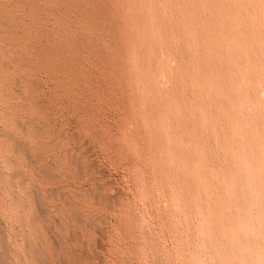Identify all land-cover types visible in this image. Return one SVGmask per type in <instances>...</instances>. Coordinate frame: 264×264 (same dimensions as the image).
Instances as JSON below:
<instances>
[{
	"label": "rangeland",
	"instance_id": "374dc122",
	"mask_svg": "<svg viewBox=\"0 0 264 264\" xmlns=\"http://www.w3.org/2000/svg\"><path fill=\"white\" fill-rule=\"evenodd\" d=\"M66 1L0 0V264H264V21L147 41L128 0Z\"/></svg>",
	"mask_w": 264,
	"mask_h": 264
},
{
	"label": "bare ground",
	"instance_id": "6f19581e",
	"mask_svg": "<svg viewBox=\"0 0 264 264\" xmlns=\"http://www.w3.org/2000/svg\"><path fill=\"white\" fill-rule=\"evenodd\" d=\"M48 1H50L51 2V0H48ZM56 1V0H55ZM58 1V0H57ZM63 1V0H62ZM64 1H66V0H64ZM70 1V0H69ZM74 1V0H73ZM77 1V0H76ZM97 1V0H96ZM66 2H68V1H66ZM99 2H101V1H99ZM119 2V1H118ZM53 3H55L56 4V2H54L53 1ZM52 3V5H54ZM72 3V2H71ZM92 3H93V1H92ZM95 3V2H94ZM122 3V2H121ZM263 3H264V0H128V2L126 3V4H124L125 5V7H126V9H128V11L130 12V14H131V16H132V18H133V23L132 22H130V24L132 23V26L138 31V33L140 34V35H142V36H146L147 37V41H149L150 40V38H151V35H152V37L154 36V40L155 39H157V34H159L160 35V33L158 32V31H153V27L154 26H157V25H162V18L160 17L161 16V13H167L172 19L171 20H173V30H177V29H179V28H181L182 26H183V24L184 23H189V24H192V25H194V23L196 24V22H198V24H200V25H202V31H201V33H202V35L204 36V38L207 40V41H209V42H213L214 43V45H216L217 47H218V45H217V38H218V36L221 34H223V35H225V37L226 38H229V37H231L232 36V34H233V32H234V30L235 29H237L238 27H242V25H247V26H252V27H254V24H257V22H261V23H263V21H264V12H263V9H264V6H263ZM30 4V3H29ZM34 4V3H33ZM70 4V3H69ZM73 4V3H72ZM100 4H102V3H100ZM99 4V5H100ZM123 4V3H122ZM63 5V4H62ZM61 5V6H62ZM67 5V4H66ZM98 5V6H99ZM116 5V4H115ZM29 6H31V5H29ZM39 6V5H38ZM37 6V7H38ZM65 6V4L63 5V7ZM71 6V5H70ZM92 6H94V5H92ZM91 6V7H92ZM120 6H122L121 4H120ZM25 7V6H24ZM27 7V6H26ZM33 7V6H32ZM36 7V6H35ZM36 7V8H37ZM41 7V6H40ZM58 7V6H57ZM66 7L67 6H65V9H66ZM73 7V6H72ZM101 7H103V6H101ZM100 7V9H102ZM30 8V7H29ZM29 8H27V9H29ZM41 8H43V7H41ZM54 8V7H53ZM68 8H71V7H68ZM93 8V7H92ZM24 9V8H23ZM39 9V8H38ZM64 9V10H65ZM74 9V8H73ZM76 9V8H75ZM262 9V10H261ZM35 10V9H34ZM33 10V11H34ZM41 10V9H40ZM52 10V9H51ZM86 10H88V9H86ZM122 10V9H121ZM25 11V10H24ZM23 10H22V12H20V13H23L24 12ZM27 11V10H26ZM53 11V10H52ZM67 11V10H66ZM71 11V10H70ZM103 11V10H102ZM127 11V12H128ZM0 12H1V10H0ZM32 12V11H31ZM30 12V13H31ZM36 12V11H35ZM38 12L39 11H37V14H38ZM46 12H47V10H46ZM68 12V11H67ZM96 12V11H95ZM101 12V11H100ZM122 12V11H121ZM124 12V11H123ZM262 12H263V15H262ZM3 13V12H2ZM15 13V12H14ZM33 13V12H32ZM41 13V12H40ZM40 13H39V15H40ZM45 13V12H44ZM50 13V12H49ZM49 13H48V15H49ZM55 13V12H54ZM63 13V12H62ZM72 13H73V11H72ZM5 14H7L6 12H5ZM33 14H35V13H33ZM46 14V13H45ZM56 14H58V13H56ZM63 14H65V13H63ZM62 14V15H63ZM104 14V13H103ZM31 15V14H30ZM43 15V14H42ZM55 15V14H54ZM87 15V14H86ZM3 16V15H2ZM5 16V15H4ZM11 16V15H10ZM36 16V15H35ZM34 16V17H35ZM56 16V15H55ZM61 15H59V17H60ZM69 16V15H68ZM102 16V15H101ZM100 16V17H101ZM168 16V17H169ZM21 17H22V14H21ZM38 17V16H37ZM56 17H58V16H56ZM57 18V19H60V18ZM65 17V16H64ZM99 17V16H98ZM123 17V16H122ZM129 17V16H128ZM1 18V17H0ZM12 18V17H11ZM31 18V17H30ZM43 19V21L46 19L45 17V19L43 18V16L42 17H40V19ZM55 18V17H54ZM67 18V17H66ZM69 18H72V17H69ZM89 18V17H88ZM92 18V17H91ZM91 18H90V21H91ZM96 18V17H95ZM103 18V17H102ZM1 19H4V17L3 18H1ZM31 19H34L33 17L31 18ZM65 19V18H64ZM64 19H62V20H64ZM93 19V18H92ZM106 19V18H105ZM120 19V18H119ZM130 19H131V17H130ZM170 19V18H169ZM6 20H8L7 18H6ZM22 20V19H21ZM30 20V19H29ZM36 20H37V18H36ZM66 20V19H65ZM72 20V19H71ZM70 20V22H73V21H71ZM95 20V19H94ZM102 20V19H101ZM107 20V19H106ZM112 20V19H111ZM132 20V19H131ZM130 20V21H131ZM9 21V20H8ZM8 21H5V22H8ZM12 21V20H11ZM14 21V20H13ZM58 21V20H57ZM120 21V20H119ZM10 22V21H9ZM16 23H19V22H17V21H15ZM39 22H41L40 20H39ZM62 22H64V21H62ZM94 22V21H93ZM97 22V21H96ZM95 22V23H96ZM12 23H14V22H12ZM60 24H61V22H59ZM74 23V22H73ZM107 23V22H106ZM0 24H4V23H0ZM21 24V23H20ZM20 24H18V25H20ZM41 24V23H40ZM60 24H59V26H60ZM66 24V23H65ZM68 24V23H67ZM171 24V23H170ZM23 25V24H22ZM69 25V24H68ZM72 25H74V24H72ZM96 25H98V24H96ZM106 25V24H105ZM6 26H8V25H6ZM6 26H5V28H6ZM12 26V25H11ZM25 26V25H24ZM23 26V27H24ZM76 26V25H75ZM75 26H72L73 28L75 27ZM165 26V25H164ZM168 26H170V25H168ZM246 26V28H247V30H248V27ZM259 26V25H258ZM257 26V27H258ZM261 26H264V24L263 25H261ZM2 27H4V26H2ZM14 27H16V26H14ZM20 27H21V25H20ZM57 27V26H56ZM55 27V28H56ZM67 27H69V26H67ZM71 27V28H72ZM105 27V26H104ZM123 27V26H122ZM189 27V26H188ZM199 27V26H198ZM5 28H2V29H4V30H6ZM9 28V27H8ZM13 28V27H12ZM19 28V27H18ZM17 28V29H18ZM27 28V27H26ZM61 28H62V26H61ZM61 28H60V30H61ZM63 28H65V27H63ZM76 28V27H75ZM133 28V30H135ZM155 28V27H154ZM164 28V27H163ZM193 28V27H192ZM245 28V27H244ZM15 29V28H14ZM20 29V28H19ZM188 29V28H187ZM240 29V28H239ZM239 29H238V31H239ZM11 30V29H10ZM29 30V29H28ZM39 30V29H38ZM37 30V31H38ZM63 30V29H62ZM65 30V29H64ZM70 30V29H69ZM68 30V31H69ZM73 30V29H72ZM132 30V29H131ZM155 30V29H154ZM191 30V29H190ZM245 30V29H244ZM264 30V29H263ZM12 31V30H11ZM20 31V30H19ZM18 31V32H19ZM22 31H23V29H22ZM24 31H25V29H24ZM27 31V30H26ZM30 31V30H29ZM76 31V30H75ZM74 31V32H75ZM171 31H172V28H171ZM260 31V30H259ZM262 31V30H261ZM261 31H260V33H261ZM6 32H8V31H6ZM15 32V31H14ZM43 32V31H42ZM61 32H63L64 33V31H61ZM71 32V31H70ZM73 32V31H72ZM71 32V33H72ZM134 32H136V31H134ZM173 32V31H172ZM245 32V31H244ZM249 32V31H248ZM247 32V33H248ZM254 32V31H253ZM252 32V33H253ZM264 32V31H263ZM12 33V32H11ZM16 33V32H15ZM29 33L30 32H28V35H29ZM70 33V34H71ZM78 33V32H77ZM131 33H133L132 31H131ZM174 33V32H173ZM246 33V34H247ZM250 33V32H249ZM258 33V32H257ZM257 33H256V35H257ZM7 34H9V35H11L10 34V32L9 33H7ZM6 34V35H7ZM18 34V33H17ZM20 34H22L23 35V33H21L20 32ZM61 34V36L62 35H64V34H62V33H60ZM67 34H68V32H67ZM67 34H65V35H67ZM73 34V33H72ZM251 34V33H250ZM13 35H16V34H14L13 33ZM12 35V36H13ZM28 35H25L26 37L28 36ZM43 35V34H42ZM138 35V34H137ZM139 35V36H140ZM167 35H170V34H167ZM172 35V34H171ZM174 35H175V33H174ZM189 35H190V32H189ZM242 35V34H241ZM255 35V34H254ZM3 36H5V34L3 35ZM19 36V35H18ZM21 36V35H20ZM32 36V35H31ZM68 36V35H67ZM72 36V35H71ZM199 36H200V34H199ZM252 36V35H251ZM6 37V39L8 38V39H11L10 37H7V36H5ZM4 37V38H5ZM14 37V36H13ZM33 37H37V36H35V35H33ZM33 37H31V38H33ZM69 37V36H68ZM141 37V36H140ZM162 37V36H161ZM181 37V36H180ZM194 37V36H193ZM260 37V36H259ZM30 38V37H29ZM30 38V39H31ZM47 38L48 37H46V40H47ZM72 38V37H71ZM78 37H76V39H77ZM171 38H172V36H171ZM174 38V37H173ZM173 38H172V40H173ZM203 38V37H202ZM21 39H22V37H21ZM29 39V40H30ZM37 39V38H36ZM43 39V38H42ZM51 39V38H50ZM49 39V40H50ZM69 39V38H68ZM73 39V41H74V38H72ZM75 39V40H76ZM161 39V38H160ZM167 39V38H166ZM181 39V38H180ZM245 39V38H244ZM255 39H256V37H255ZM258 39V38H257ZM263 39V38H262ZM25 40V39H24ZM29 40H25V42H27V43H29ZM41 40V39H40ZM44 40V39H43ZM60 40V39H59ZM136 40V39H135ZM175 40V39H174ZM195 40V39H194ZM202 40V39H201ZM204 40V39H203ZM240 40V39H239ZM33 41H35L34 39H33ZM32 40H31V42H33ZM45 41V40H44ZM64 41V40H63ZM137 41V40H136ZM151 41H152V39H151ZM206 41V42H207ZM225 41H227V39L225 40ZM236 41H237V39H236ZM242 41V40H241ZM260 40H258V42H259ZM24 42V43H25ZM36 42V41H35ZM43 42V41H42ZM48 42V41H47ZM53 42V41H52ZM57 42V41H56ZM62 42V41H61ZM68 42V41H67ZM175 42V41H174ZM201 43H202V41H200ZM200 42H198V44L200 43ZM232 42V41H231ZM254 42V41H253ZM258 42L256 43V44H258ZM261 42V41H260ZM26 43V44H27ZM34 43V42H33ZM38 43H39V41H38ZM37 43V44H38ZM50 43V42H49ZM48 43V44H49ZM71 43V42H70ZM75 43H77V45L75 44V46H78V42H76L75 41ZM147 43H149V42H147ZM146 43V44H147ZM152 43V42H151ZM205 43V42H204ZM262 43V42H261ZM36 44V43H35ZM42 44V43H41ZM53 44H55V42L54 43H52V45ZM57 44V43H56ZM72 44H74V43H72ZM171 44V43H170ZM174 44V43H173ZM180 44V43H179ZM206 44V43H205ZM61 45V48L63 49V48H66L64 45H62V43L60 44ZM137 45H139V44H137ZM150 45V44H149ZM152 45V44H151ZM258 45H260V44H258ZM6 46V45H5ZM35 46H37V45H35ZM42 46V45H41ZM45 46H47V45H45ZM49 46V45H48ZM48 46H47V48H48ZM56 46V45H55ZM62 46H64V47H62ZM70 46V45H69ZM74 46V45H73ZM74 46V47H75ZM223 46V45H222ZM230 46V45H229ZM261 46H262V44H261ZM38 47V46H37ZM50 47V46H49ZM57 47H59L58 45H57ZM140 47V46H139ZM142 47V46H141ZM147 47V46H146ZM178 47V46H177ZM191 47V46H190ZM252 47V46H251ZM3 48V47H2ZM9 48V47H8ZM41 48V47H40ZM39 48V50H41ZM53 48H54V45H53ZM52 48V50L54 51V49H56V48H54L53 49ZM71 48V47H70ZM69 48V49H70ZM132 48H133V46H132ZM148 48V47H147ZM149 48H151V46L149 47ZM154 48V47H153ZM167 48V47H166ZM209 48V47H208ZM249 48V47H248ZM261 48V47H260ZM263 48V47H262ZM5 49V48H4ZM44 49V48H43ZM62 49H60V51L62 50ZM75 49H76V47H75ZM134 49V48H133ZM140 49V48H139ZM138 49V50H139ZM142 49V48H141ZM203 49H205V48H203ZM212 49H214V48H212ZM241 49V48H240ZM246 49V48H245ZM9 50V49H8ZM50 50V49H49ZM71 50V49H70ZM70 50H68V51H70ZM135 50V49H134ZM150 50V49H149ZM184 50V49H183ZM202 50V49H201ZM243 50V49H242ZM259 50V49H258ZM257 50V51H258ZM2 51V50H1ZM0 51V52H1ZM47 51V50H46ZM52 51V52H53ZM59 51V50H58ZM58 51H56L55 53H53V54H56ZM63 51V50H62ZM61 51V52H62ZM65 51V50H64ZM75 51V50H74ZM76 51H78V50H76ZM141 51V50H140ZM160 51H161V49H160ZM170 51V50H169ZM175 51V50H174ZM262 51V50H261ZM6 52V51H5ZM31 52V51H30ZM30 52H28V53H30ZM39 52H41V54H43L42 53V50L41 51H39ZM44 52V51H43ZM48 52H51V50L50 51H48ZM60 52V53H61ZM67 52V51H66ZM73 52V51H72ZM148 52V51H147ZM188 52V51H187ZM208 52H210L209 50H208ZM207 52V53H208ZM211 52H213V50H211ZM225 52V51H224ZM2 53H4V50H3V52ZM1 53V54H2ZM28 53H26L25 52V54H28ZM45 53H47V52H45ZM68 53V55H69V53L70 52H67ZM74 53H76V52H73L72 54H73V57H74ZM141 53V52H140ZM157 53V52H156ZM194 53V52H193ZM222 53V52H221ZM232 53H233V51H232ZM238 53V52H237ZM257 53V52H256ZM1 54H0V56H1ZM40 54V53H39ZM48 54V53H47ZM47 54H45V55H47ZM59 54V53H58ZM71 54V53H70ZM72 54H71V56L70 57H72ZM134 54V53H133ZM138 54L139 53H137V55L136 56H138ZM143 54V53H142ZM151 55V52L149 51V53H148V55ZM155 54V53H154ZM209 54V53H208ZM207 54V55H208ZM217 54V53H216ZM219 54V53H218ZM226 54V53H225ZM238 54H240V53H238ZM262 54V53H261ZM260 54V55H261ZM14 55H16L15 53H14ZM44 55V54H43ZM42 55V56H43ZM44 55V56H45ZM57 55V54H56ZM62 55V54H61ZM60 55V56H61ZM66 55V54H65ZM65 55H63L64 57H65ZM149 55V56H150ZM196 55V54H195ZM202 55V54H201ZM220 55V54H219ZM256 55V54H255ZM254 55V56H255ZM25 56V55H24ZM42 56H40L41 58H42ZM49 56V55H48ZM53 56V55H52ZM52 56H51V58H52ZM144 56V55H143ZM142 56V57H143ZM153 56V55H152ZM160 56H162V55H160ZM204 56V55H203ZM226 56V55H225ZM230 56V55H229ZM247 56V55H246ZM249 56H251V55H249ZM253 56V57H254ZM257 56V55H256ZM255 56V57H256ZM263 56V55H262ZM19 57V55L16 57V58H18ZM23 57V56H22ZM21 57V58H22ZM45 57H47V56H45ZM58 57V56H57ZM63 57V58H64ZM172 57V56H171ZM200 57V56H199ZM212 57V56H211ZM12 58L14 59V56L12 55ZM15 58V59H16ZM47 58H49V60H50V56L49 57H47ZM54 58H56V57H54ZM66 58V57H65ZM68 58V57H67ZM75 58V57H74ZM78 58V57H77ZM76 58V59H77ZM137 58V57H136ZM135 58V59H136ZM144 58V57H143ZM149 58V57H148ZM165 58V57H164ZM206 58H207V56H206ZM243 58H244V56H243ZM242 58V59H243ZM251 58V57H250ZM257 58V57H256ZM26 58H24V60H25ZM42 59H44V58H42ZM42 59H40V60H42ZM46 59V58H45ZM45 59H44V61H45ZM59 59V58H58ZM75 59V60H76ZM156 59V58H155ZM181 59V58H180ZM209 59V58H208ZM208 59H207V61H208ZM213 59H214V57H213ZM260 59V58H259ZM19 60V59H18ZM18 60H16V61H18ZM23 60V59H22ZM21 60V61H22ZM27 60V59H26ZM55 60V62H56V60L57 59H54ZM67 60V59H66ZM74 59L72 58V63H74V61H73ZM78 60V59H77ZM141 60H143V59H141ZM145 60H147V56L145 57ZM160 60V59H159ZM168 60H169V58H168ZM173 60H174V58H173ZM179 60V59H178ZM206 60V59H205ZM238 60H239V58H238ZM46 61H47V59H46ZM45 61V62H46ZM63 61V60H62ZM61 60L60 61H58L57 60V62L59 63V62H62ZM68 61V60H67ZM148 61H150V59L148 60ZM147 61V62H148ZM172 61V60H171ZM211 61V60H210ZM255 61H256V59H255ZM13 62H15V61H13ZM54 61L52 62V60H51V62H48V63H55ZM137 62V61H136ZM143 62H145V61H143ZM223 62V61H222ZM229 62H230V60H229ZM234 62V61H233ZM262 62V61H261ZM261 62H260V64H261ZM2 63V62H1ZM40 63H42V62H40ZM47 63V62H46ZM46 63H44L45 65H46ZM66 63H68V65H70L69 63H70V61L69 62H66ZM146 63V62H145ZM7 64V63H6ZM51 64H50V66H51ZM76 64H78V63H76ZM137 64V63H136ZM149 64V63H148ZM165 64V63H164ZM181 64V63H180ZM228 64V63H227ZM232 64V63H231ZM247 64V63H246ZM250 64V63H249ZM255 64H257V63H255ZM264 64V63H263ZM53 65V64H52ZM56 65V64H55ZM60 65V64H59ZM62 65H63V63H62ZM67 65V66H68ZM74 65H75V63H74ZM145 65V64H144ZM158 65V64H157ZM171 65V64H170ZM169 65V66H170ZM202 65V64H201ZM47 66V65H46ZM64 66L65 67H67L65 64H64ZM76 66V65H75ZM137 66H138V64H137ZM143 66V65H142ZM164 66V65H163ZM231 66V65H230ZM0 67H1V65H0ZM52 67H54V65L52 66ZM64 67V68H65ZM71 67H72V65H71ZM70 67V68H71ZM139 67V66H138ZM148 67H150V66H148ZM234 67V66H233ZM1 68H3V67H1ZM48 68V67H47ZM75 68V67H74ZM77 69H78V67H76ZM76 68L74 69V70H76ZM232 68V67H231ZM51 69V68H50ZM158 69V68H157ZM165 69V68H164ZM200 69H202V68H200ZM218 69V68H217ZM229 69V68H228ZM1 70V69H0ZM139 70V69H138ZM141 70V69H140ZM148 70V69H147ZM211 70V69H210ZM219 70V69H218ZM70 71H71V69H70ZM72 71H73V68H72ZM162 71V70H161ZM164 71V70H163ZM78 72V71H77ZM138 72H140V71H138ZM143 72H145V71H143ZM166 72V71H165ZM172 72V71H171ZM211 72H212V70H211ZM220 72V71H219ZM219 72H218V74H219ZM223 71H221V73H222ZM225 72H226V70H225ZM229 72V71H228ZM76 73V72H75ZM146 73V72H145ZM144 73V74H145ZM170 73V72H169ZM237 73V72H236ZM251 73V72H250ZM143 74V73H142ZM153 74V73H152ZM160 74V73H159ZM158 74V75H159ZM162 74V73H161ZM160 74V75H161ZM212 74V73H211ZM252 74V73H251ZM258 74V73H257ZM155 75V74H154ZM210 75V74H209ZM143 76V75H142ZM141 76V77H142ZM145 76V75H144ZM162 76V75H161ZM166 76V75H165ZM232 76V75H231ZM230 76V77H231ZM250 76V75H249ZM252 76V75H251ZM148 77V76H147ZM195 77H197V76H195ZM215 77V76H214ZM218 77V76H217ZM216 77V78H217ZM221 77V76H220ZM229 77V78H230ZM257 77V76H256ZM259 77H260V75H259ZM262 77H264V76H262ZM78 78V77H77ZM154 78V77H153ZM250 78V77H249ZM138 80H139V78H137ZM223 79H225V78H223ZM141 80V79H140ZM197 80V79H196ZM231 80V79H230ZM238 80H240V78L238 79ZM249 80V79H248ZM143 81V80H142ZM166 81V80H165ZM171 81V80H170ZM209 81V80H208ZM232 81V80H231ZM245 81V80H244ZM251 81V80H250ZM253 81H255V79H253ZM253 81H251V82H253ZM167 82V81H166ZM201 82V81H200ZM215 82V81H214ZM226 82V81H225ZM139 83H141V82H139ZM138 83V84H139ZM147 83H148V81H147ZM187 83V82H186ZM198 82H196V85H199V84H197ZM233 83V82H232ZM206 84V83H205ZM139 86V85H138ZM143 86V85H142ZM144 86H145V84H144ZM211 86H212V84H211ZM225 86V85H224ZM227 86V85H226ZM152 87H153V85H152ZM162 87V86H161ZM223 87V86H222ZM145 88V87H144ZM154 88V87H153ZM156 88V87H155ZM194 88V87H193ZM210 88V87H209ZM208 88V89H209ZM225 88V87H224ZM228 88V87H227ZM235 88V87H234ZM237 88V87H236ZM177 89V88H176ZM211 89V88H210ZM141 90V89H140ZM195 90V89H194ZM222 90H224V89H222ZM174 91V90H173ZM219 91V90H218ZM238 91V90H237ZM144 92V91H143ZM159 92V91H158ZM172 92V91H171ZM176 92V91H175ZM220 92V91H219ZM148 93V92H147ZM231 93V92H230ZM233 93V92H232ZM145 94V93H144ZM150 93H148V96H150L149 95ZM182 95V94H181ZM208 95V94H207ZM231 95V94H230ZM144 96V95H143ZM161 97V96H160ZM210 97V96H209ZM221 97H223V96H221ZM227 97V96H226ZM147 98V97H146ZM162 98V97H161ZM181 99V98H180ZM210 99H211V97H210ZM209 99V100H210ZM224 99H225V97H224ZM230 99H232V98H230ZM143 100V99H142ZM149 99H147V101H148ZM151 100V99H150ZM208 100V99H207ZM153 101V100H152ZM185 101V100H184ZM212 101H214V100H212ZM223 100H221V102H222ZM229 101V100H228ZM193 102H194V100H193ZM210 102H211V100H210ZM215 102V101H214ZM230 102V101H229ZM232 102V101H231ZM144 103V102H143ZM197 103V102H196ZM201 103V102H200ZM204 103H206V102H204ZM145 104V103H144ZM143 104V105H144ZM217 104V103H216ZM148 105V104H147ZM165 105V104H164ZM232 105V104H231ZM168 106V105H167ZM222 106V105H221ZM200 107V106H199ZM230 108H231V106H229ZM144 109H145V107H143ZM201 108V107H200ZM215 108V107H214ZM207 109H209V108H207ZM169 110V109H168ZM218 110H219V108H218ZM164 111V110H163ZM205 111V110H204ZM229 111H230V109H229ZM161 112V111H160ZM217 112H219V111H217ZM165 113V112H164ZM206 113V112H205ZM212 113V112H211ZM170 114V113H169ZM193 114V113H192ZM218 114V113H217ZM228 114V113H227ZM229 114H230V112H229ZM212 115V114H211ZM220 115V114H219ZM201 116H202V114H201ZM209 119V118H208ZM200 120H202V119H200ZM156 121V120H155ZM215 121V120H214ZM146 122V121H145ZM205 122H206V120H205ZM150 123V122H149ZM216 126V125H215ZM219 126V125H218ZM218 126L216 127V128H218ZM183 127V126H182ZM232 128V127H231ZM185 129V128H184ZM205 129V128H204ZM213 129V128H212ZM153 130V129H152ZM182 131V130H181ZM214 131H216V130H214ZM171 134V133H170ZM200 134V133H199ZM190 142V141H189ZM159 146H157V148H158ZM159 149V148H158ZM183 149V148H182ZM184 151V150H183ZM234 160V159H233ZM235 163V162H234ZM238 163V162H237ZM241 163V162H240ZM230 165V164H229ZM188 166V165H187ZM244 169V168H243ZM246 171V170H245ZM207 179V178H206ZM205 184H206V182H205ZM208 184V183H207ZM208 188V187H207ZM203 196V195H202ZM222 201V200H221ZM224 203V202H223ZM224 205V204H223ZM226 207V206H225ZM220 208V207H219ZM220 210V209H219ZM226 212V211H225ZM220 213V212H219ZM224 213V212H223ZM227 213V212H226ZM218 217L220 216V215H217ZM225 217V216H224ZM227 218V217H226ZM226 220H228V219H226ZM241 220V219H240ZM224 223H226V222H224ZM223 223V224H224ZM225 225V224H224ZM222 227V226H221ZM230 227H231V225H230ZM234 228V227H233ZM232 230V229H231ZM223 242V241H222ZM232 244V243H231Z\"/></svg>",
	"mask_w": 264,
	"mask_h": 264
}]
</instances>
